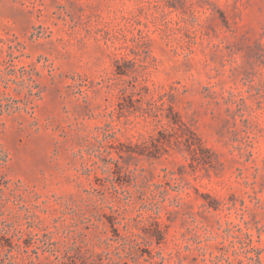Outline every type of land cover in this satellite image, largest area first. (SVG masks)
<instances>
[{"label":"rangeland","instance_id":"rangeland-1","mask_svg":"<svg viewBox=\"0 0 264 264\" xmlns=\"http://www.w3.org/2000/svg\"><path fill=\"white\" fill-rule=\"evenodd\" d=\"M0 264H264V0H0Z\"/></svg>","mask_w":264,"mask_h":264}]
</instances>
